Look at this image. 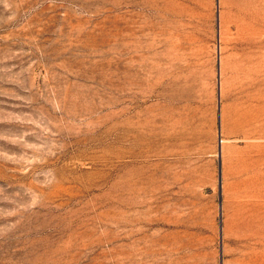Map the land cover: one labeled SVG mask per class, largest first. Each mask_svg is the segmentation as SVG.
<instances>
[{
	"label": "rangeland",
	"instance_id": "1",
	"mask_svg": "<svg viewBox=\"0 0 264 264\" xmlns=\"http://www.w3.org/2000/svg\"><path fill=\"white\" fill-rule=\"evenodd\" d=\"M0 264H264V0H0Z\"/></svg>",
	"mask_w": 264,
	"mask_h": 264
}]
</instances>
